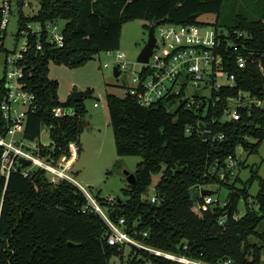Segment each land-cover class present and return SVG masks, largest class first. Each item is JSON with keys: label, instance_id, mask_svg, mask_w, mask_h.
Wrapping results in <instances>:
<instances>
[{"label": "trees", "instance_id": "trees-1", "mask_svg": "<svg viewBox=\"0 0 264 264\" xmlns=\"http://www.w3.org/2000/svg\"><path fill=\"white\" fill-rule=\"evenodd\" d=\"M224 1L38 0L34 16H26L20 9V27L28 22H60L65 38L63 47L32 49L25 58V89L36 95L38 109L28 114L23 137L36 140L41 129L49 127L50 144L40 152L53 159L66 154L71 142L78 147L88 91L81 98L59 101L57 82L47 76L49 62L74 67L99 52L117 51L122 26L129 21L147 22V31L163 23L203 26L199 16L219 14ZM1 20L0 8V25ZM205 26L244 34L230 38L237 45L235 54L248 58L244 68H237L230 48L224 61L225 69L235 77L233 87L213 91L207 100L196 96L191 109L180 101L172 111L170 104L141 107L130 96L106 94L116 155L138 156L140 161L133 173L134 184L122 190L125 200L108 204L99 193L94 198L109 210L118 208V216L112 220L118 223L122 219L127 234L150 249L207 264L225 260L264 264V180L258 167H251L242 188L235 187L238 179L228 184V176H218L228 157L236 159L237 148L256 154L264 141L263 105H255L256 101L264 103V74L259 69V64L264 69V8L256 18L239 13L228 24L221 25L216 18ZM4 39L5 31L0 29V49ZM3 94L0 90V135L6 126L1 117ZM243 94L249 103L237 106L239 120H223L230 101H242ZM59 106L72 107L75 114L54 117L52 110ZM200 123L210 125L207 139L201 138ZM219 135L223 138L218 139ZM2 152L0 147V161ZM22 168L26 167L22 165L8 178L0 173V264H110L115 257L120 264H183L129 245L123 258L124 246L107 243L109 230L102 218L91 210L82 212L87 200L73 184L64 180L50 183L39 169L24 177ZM158 174L155 201L151 202L146 195L152 177ZM254 182L258 191L251 196L249 186ZM213 183L228 187V201L195 213L193 193ZM240 201L243 211L238 210Z\"/></svg>", "mask_w": 264, "mask_h": 264}, {"label": "built area", "instance_id": "built-area-1", "mask_svg": "<svg viewBox=\"0 0 264 264\" xmlns=\"http://www.w3.org/2000/svg\"><path fill=\"white\" fill-rule=\"evenodd\" d=\"M19 2H22L21 7ZM30 0H0L2 20L0 29L6 30L8 16L12 10L30 7ZM36 14V13H35ZM33 14L32 16H34ZM160 43L156 39L152 53L147 63H134L131 69L130 86L126 89L124 96L135 99L141 107H149L157 103L171 105L175 107L183 101L185 108L191 109L196 104V96L210 98L213 91L229 86L233 87L235 77L225 69L226 52L230 48L234 62L239 69H243L248 62V58L241 54H235L237 45L231 41V37L239 39L243 37L242 32L233 30L228 32L221 28L212 26L179 25L163 23L156 25ZM154 29V34H155ZM63 24L60 22H28L20 27L18 17L16 18V32L13 41V50L7 51L4 58L3 77L0 80V90H3L1 101V117L5 122V132L0 135V147L3 152L0 161V173L8 178L11 172L17 171L22 166L20 159L27 161L26 168L20 171L22 176L27 177L31 170L39 169L45 172L50 183H57L61 180L73 184L87 200V205L82 212L91 210L97 213L106 224L109 233L107 243L109 245L134 246L144 249L164 258L174 260L183 264H207L202 261L190 260L182 256L164 253L150 249L143 244L132 239L122 228L123 220L114 222L109 214H105L94 198L82 187L74 178L72 168L77 159L78 147L75 142L68 145L66 154L57 159L50 156H43L41 149L49 146L42 145L39 140L29 141L23 137V132L28 114H33L38 109L37 97L33 92L25 89L24 71L25 58L32 49L43 51L44 46L61 48L64 45ZM112 51L106 52L111 55ZM230 58V56H227ZM115 67L120 75L121 69H127L129 63L125 61L123 54L118 53ZM108 68L107 65L104 66ZM259 69L264 74L263 67L259 64ZM184 76V78H183ZM193 88L196 92H188ZM201 91H208L205 97ZM264 103L256 101V106ZM94 106H97L95 103ZM236 107H231L224 111L223 120L237 121L240 114ZM54 117L73 116L65 112L64 107H56L52 110ZM49 132V127H44ZM190 131V127L187 128ZM18 133V135H17ZM223 136L219 135L218 139ZM75 157V158H74ZM234 159L228 157L224 163V169L219 171L220 179L230 178V168ZM33 167V169H31ZM197 202V213L209 211L214 206H224L212 194L200 196ZM155 201L154 196L150 198ZM107 203L112 204L113 199L107 198ZM223 217L220 218V223ZM222 264H232L230 260H225Z\"/></svg>", "mask_w": 264, "mask_h": 264}, {"label": "rangeland", "instance_id": "rangeland-1", "mask_svg": "<svg viewBox=\"0 0 264 264\" xmlns=\"http://www.w3.org/2000/svg\"><path fill=\"white\" fill-rule=\"evenodd\" d=\"M30 5V7L22 10L26 16H32L38 11V0H30ZM263 8L264 0H225L219 14H203L197 20L205 26L213 23L218 18L219 24L224 25L230 23L233 16L239 13L256 18ZM16 11L12 10V13L8 16L5 39L2 49H0V80L3 77L5 50L12 51L14 47ZM144 25H147V22L142 20L125 23L121 29L119 49L112 51L111 55L102 51L82 65L74 67L54 62H49L48 64L47 76L57 82V97L59 101L65 102L74 91H88L83 99L85 113L81 119L77 148L78 156L72 168V174L73 178L85 188L92 198L99 193L100 197L112 198L113 201L120 198L125 200L126 197L122 194V190L126 189L129 183L124 172L133 174L137 163L140 161L138 156L118 157L116 155L106 106V94L110 93L122 97L130 86L132 65L136 63V59L147 41L148 31L144 28ZM155 37L160 43L157 29H155ZM118 53L124 55L129 67L124 70L121 69L120 75L114 77L113 69L116 65ZM105 65L108 68H105ZM188 92L193 93L196 91L193 88H189ZM199 92L203 93L205 97L209 95L208 91L199 90ZM242 98V101L239 99L231 100V107L249 103L246 94H243ZM95 103L97 106H94ZM173 109L174 107L169 108L170 111ZM206 109L207 107L203 109V115H205ZM65 112L67 115L72 114L73 108L66 107ZM38 140L42 145L50 143L48 132L44 127L40 131ZM235 153L236 159L230 170H228L229 172L231 171L228 184L238 179L239 182L235 184V187L242 188L250 178L251 167H258V175L264 180V141L259 146L256 154H248L240 147L236 149ZM239 162L244 163L243 167L237 166ZM159 178L160 174L152 177V182L146 195L147 198L153 196L154 186ZM202 189L211 191L213 198L220 203L228 201L230 190L225 185L213 183L202 187ZM257 191L258 186L254 182L249 186V193L254 196ZM102 209L106 211L108 208L103 207ZM114 209L111 208L110 210L113 211ZM110 210L108 209L105 214H109ZM193 210L197 213V203H194ZM238 210H244L243 201L238 203ZM129 251L130 247L124 246L123 258L128 255ZM120 263V259L116 257L110 261V264Z\"/></svg>", "mask_w": 264, "mask_h": 264}, {"label": "water", "instance_id": "water-1", "mask_svg": "<svg viewBox=\"0 0 264 264\" xmlns=\"http://www.w3.org/2000/svg\"><path fill=\"white\" fill-rule=\"evenodd\" d=\"M156 25V24H155ZM156 42V37L154 34V29L152 27H150V29L148 30V34H147V41L144 45V47L141 49L136 62L137 63H147L148 59L152 53V50L154 48ZM113 75L114 77H118L119 76V71L117 69V67H114L113 69ZM184 78V76H183ZM84 95V92L82 91H74L70 94L69 98L70 99H78L81 98ZM202 109V106L198 108V111H200ZM263 109H264V104H263ZM200 128L203 130V134L201 136L202 139H207L209 137V132H210V125L209 124H199ZM19 163H21L24 166H27L28 163L27 161L20 159ZM237 166H241V162L238 163ZM224 168V165H223ZM126 179L128 181V183L130 185L134 184L135 182V178L133 174H130L128 172H124ZM212 194L211 191L209 190H205V189H200L199 191H195L192 195V201L196 202V199L200 196H205V195H210ZM145 200V198H143V201ZM117 203H120V199H117ZM115 216H118V209L115 208L113 211H111L109 213V217L113 218Z\"/></svg>", "mask_w": 264, "mask_h": 264}, {"label": "crops", "instance_id": "crops-1", "mask_svg": "<svg viewBox=\"0 0 264 264\" xmlns=\"http://www.w3.org/2000/svg\"><path fill=\"white\" fill-rule=\"evenodd\" d=\"M77 156H78V153H77ZM195 203H197V202H195Z\"/></svg>", "mask_w": 264, "mask_h": 264}]
</instances>
